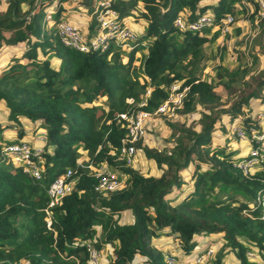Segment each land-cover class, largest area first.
Here are the masks:
<instances>
[{
	"label": "trees",
	"instance_id": "1",
	"mask_svg": "<svg viewBox=\"0 0 264 264\" xmlns=\"http://www.w3.org/2000/svg\"><path fill=\"white\" fill-rule=\"evenodd\" d=\"M65 1L6 0L0 12V48L25 46L0 70V103L17 128V138L7 139L2 133L7 126L0 122V264H88L81 246L85 240L104 250L103 264H167V250L156 240L171 236L187 255L201 235L220 244L209 264H226L229 252L239 264H250L249 250L264 253V160L245 175L237 164L247 154L226 141L218 145L214 136L219 129L226 132L228 125L226 133L236 125L246 131L263 128L256 107L264 104V68L255 69L259 57L249 52L247 64L240 54L236 67L221 61L212 76L202 78L201 73L205 47L218 50L223 60L225 47L217 46L221 32L215 26L224 17L250 23L258 18L264 32L256 0H110L120 22L132 18L143 30L127 49L111 45L88 52L65 46L57 35V24L66 19ZM74 1L90 16L87 36L93 35L101 0ZM206 13L213 16L214 26L193 31L174 23L179 15L191 22ZM241 31L237 25L236 36ZM260 37L251 40L249 49ZM175 83L187 86L177 113L197 112L199 129L170 122L168 145L137 142L136 148L161 172L145 176L118 154L126 136L121 114L154 112ZM217 86L231 98L228 106L215 91ZM100 99L103 104H96ZM21 118L45 132L38 179L2 152L24 136ZM83 153L88 159L79 162ZM105 165L124 180L123 188L95 190L93 169ZM187 169L191 172L185 175ZM68 170L72 187L50 209L48 227L47 189Z\"/></svg>",
	"mask_w": 264,
	"mask_h": 264
},
{
	"label": "built area",
	"instance_id": "2",
	"mask_svg": "<svg viewBox=\"0 0 264 264\" xmlns=\"http://www.w3.org/2000/svg\"><path fill=\"white\" fill-rule=\"evenodd\" d=\"M256 2L258 5V16L259 18H263L264 0H256ZM95 12L98 22L97 32L91 36H87V32L83 28L70 20L64 19L56 26V32L60 41L65 46L81 52H88L90 50L103 51L111 45L120 46L121 49L129 48V44L136 39L138 32L126 22L118 20L117 12L110 7V0H101ZM51 14L52 11H47V21L51 20ZM235 22L236 20L233 16H226L221 20V24L215 27L220 30L221 34L225 35L231 32L232 25ZM174 23L181 30L190 29L193 31L214 26L213 16L210 13L203 14L191 22H186L182 15H179L176 17ZM169 90L168 98L154 112L139 110L129 116L121 114V118L126 122V136L118 150V154L128 165L134 166L136 164L138 152L136 143L145 137L151 118L161 115L173 116L174 111L182 106L187 86L175 83L169 87ZM259 117L261 123L264 124V113H259ZM233 132L240 142L247 145L245 154H247L248 158L237 164V167L241 169L243 174L247 175L252 172L257 163L264 160V126L261 130L249 128L246 131L242 125H236ZM42 141L44 142L45 139L43 138ZM254 144L257 145L253 146ZM43 145V143L38 144L21 140L18 143L5 146L2 152L14 165L21 166L25 173L38 179L41 176L39 162L41 161L40 154L43 151ZM103 168L105 169H93L96 170V177L98 178L95 190L98 192H109L123 188L125 184L124 180L119 178L116 172L106 167ZM70 174L71 172L68 170L65 174L56 177L47 189L48 202L44 208V212L48 227L51 224L50 209L60 204L62 198L72 187V181L67 180ZM260 202L264 206V197L260 199ZM261 220L264 225V215L261 216ZM81 246L84 247L87 253L88 264H103L104 250L102 248L96 247L88 240L81 242ZM198 247L199 245L194 250ZM214 254L215 252L211 246H204L198 248L195 252L193 251L185 255L184 258L179 257L175 253L166 252L165 260L167 264H209L213 260ZM246 256L250 264H264V253L262 252L249 250Z\"/></svg>",
	"mask_w": 264,
	"mask_h": 264
},
{
	"label": "rangeland",
	"instance_id": "3",
	"mask_svg": "<svg viewBox=\"0 0 264 264\" xmlns=\"http://www.w3.org/2000/svg\"><path fill=\"white\" fill-rule=\"evenodd\" d=\"M212 0H207L206 2H210ZM236 20V19H235ZM241 26V33L236 36L235 34V29L236 26ZM255 26V27H254ZM260 26H259V20L255 19L253 23L248 22V20L244 19H238L236 21V24L232 26L231 32L229 34L223 35L221 34L220 38L217 41V46L220 47H225V53L223 60L219 59L218 57V50H213L210 47H205V57H204V69L202 70L201 77L205 78L206 76H212L213 74V69L215 68L216 65H218L221 61L223 62L224 65H226L229 68L236 67L237 64L240 63V60H238V56L240 54H243V57L241 59L242 63L247 64L250 60L249 57V52H253L257 54L259 57V62L256 65V70H260L264 68V55L261 53L264 50V47L260 48L259 44H262L264 46V32L260 33ZM261 34V37L259 38V43L254 46V48L249 49L252 45L251 40L254 38H257L258 35ZM22 48H25L24 45H22ZM122 61H124V58H121ZM249 65V64H248ZM255 70V71H256ZM255 73V72H254ZM253 73V74H254ZM215 91L222 97V100H224V105L228 106V104L231 102V98L227 95V92L223 89L222 86H217L215 88ZM96 104H103V100L100 99ZM256 109L260 110V107H256ZM261 110H264V104L261 106ZM198 112L201 111L200 107H198ZM173 116L169 115H162V116H153L150 120V124L147 127L146 130V135L143 138L144 144L147 146L151 147H159L162 148L164 145H168V142L171 141V128L167 123H177V124H185L187 126H193L195 129H199V124H198V118L199 115L197 112L191 113L187 116H183L181 114L177 113V110L174 111ZM2 112L0 111V114ZM3 114V113H2ZM223 118H221L222 120ZM224 122L228 124V119L227 117H224L223 119ZM224 124V123H223ZM222 123H220V126ZM228 127V128H227ZM225 128L226 132H229V125ZM235 126H233L230 130V133L222 132V129H219L217 134L214 136V142H216L218 145L224 144L226 141L229 143L233 148H237L240 151H245V146L244 143L237 141V137H233L231 133L233 132ZM35 134V132H33ZM235 134V133H234ZM227 136V138H226ZM86 153H83L82 156L79 158V162H82L83 160H87ZM137 170H139L143 175L145 176H160L161 172L160 170L156 167L155 163L149 159H147L144 155V153L141 150H138L137 152V161L136 164L134 165ZM109 169L108 166H103ZM105 168H102V170ZM193 170V167H191ZM190 169V170H191ZM111 170V169H109ZM189 169L184 170V174L190 173ZM190 180L188 179V188L191 187L190 185ZM199 239V247H208L209 244V236L206 235H201L197 237ZM173 239L171 237V241L173 242ZM175 243V242H173ZM214 252H216L220 244L214 245L212 243V238L210 240V245ZM170 247L174 248L171 249L168 252L171 253H177L176 245H171ZM197 248V249H198ZM196 249V250H197ZM194 250V252L196 251ZM226 264H239L234 252H229L227 257H226Z\"/></svg>",
	"mask_w": 264,
	"mask_h": 264
},
{
	"label": "crops",
	"instance_id": "4",
	"mask_svg": "<svg viewBox=\"0 0 264 264\" xmlns=\"http://www.w3.org/2000/svg\"><path fill=\"white\" fill-rule=\"evenodd\" d=\"M62 4L63 7L66 9L64 11V17L67 20L74 22L75 24L83 28L85 32H87V25L90 20V16L86 12V10L81 6L76 5V2L74 0H67ZM55 6H56L55 4L54 6H51L48 9V11H53L55 9ZM6 7H7L6 0H0V12L4 11ZM126 23L138 33H140L143 30L142 24L138 22L137 23L134 22L132 18L127 19ZM22 45L24 44H18L15 46H3L0 48V70L9 64L13 57L20 56V54L24 50V48H22ZM261 106H259L260 107L259 113H264V110H261ZM0 111L3 113L0 114V122L2 124V127L7 126V128H5L2 132L3 136L10 140L17 138L16 125L7 119V109L5 108L3 103H0ZM20 122L23 130L25 131V134L21 140H27L33 143L44 144L45 141L43 142L42 140L43 138L45 139L44 136L45 132L42 129H38L36 123H32L25 118H21ZM33 132H35V134H33ZM244 146H245V151H243V153H246L247 145L244 144ZM173 242L171 241V236L161 237L158 240H156V245L162 249L167 250L168 252L170 251V248L174 249L170 247L171 245L174 246L176 245V243ZM176 249H177L176 254L179 257L184 258L185 254L181 252V250L178 248L177 245H176Z\"/></svg>",
	"mask_w": 264,
	"mask_h": 264
}]
</instances>
